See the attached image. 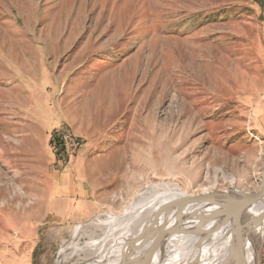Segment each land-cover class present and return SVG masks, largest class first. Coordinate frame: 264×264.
Returning a JSON list of instances; mask_svg holds the SVG:
<instances>
[{"label": "rangeland", "instance_id": "374dc122", "mask_svg": "<svg viewBox=\"0 0 264 264\" xmlns=\"http://www.w3.org/2000/svg\"><path fill=\"white\" fill-rule=\"evenodd\" d=\"M59 126L85 141L61 169ZM263 168L264 0H0V264H89L65 247L148 193L248 195ZM55 175L96 184L94 211H50ZM187 222L186 264L223 263L232 229Z\"/></svg>", "mask_w": 264, "mask_h": 264}, {"label": "bare ground", "instance_id": "6f19581e", "mask_svg": "<svg viewBox=\"0 0 264 264\" xmlns=\"http://www.w3.org/2000/svg\"><path fill=\"white\" fill-rule=\"evenodd\" d=\"M70 137L81 141L79 137H75L71 133ZM54 138H56V132L54 133ZM189 196L187 193L171 192L168 189L162 193H148L140 200L141 203H144L142 207L131 208L130 212L124 217L110 216L106 220L100 221L99 225L104 231L103 235L99 239L97 238L98 240L96 238L93 240L92 238L87 245L79 243L68 244L65 247V252L74 249L76 252L84 251L86 257H88L87 259L92 260L89 264H154L157 261L156 264H186V259L180 253H183L188 248L187 240L177 242L172 240H176L181 230L188 227H182L186 221L180 225L177 223L189 218L187 223L189 224L193 221V234L200 240L209 237L213 238L220 232L229 228L232 229L233 217L228 219L225 215H207V222H202L201 219L203 217L197 215L202 216L208 213L209 204L215 203V210H218L220 209V204L243 200L247 194L233 189L225 193H219L216 196H208V198H205L206 200L176 203V200L181 198L190 199ZM262 210V205L258 204L248 212L259 219L252 222L244 239L245 243L243 242L242 250L245 251L244 254L246 252L249 253L250 257L247 264H260L264 235ZM210 233H213L212 236H210ZM199 239L196 240L199 241ZM198 241H195L196 246ZM231 242L232 235L227 242L228 251ZM168 243L169 245L165 246ZM228 251L217 257L226 258ZM190 252L193 255V261L190 264H202L201 262L209 253L199 249H192ZM161 254L165 255L160 257L159 255Z\"/></svg>", "mask_w": 264, "mask_h": 264}, {"label": "water", "instance_id": "95a60500", "mask_svg": "<svg viewBox=\"0 0 264 264\" xmlns=\"http://www.w3.org/2000/svg\"><path fill=\"white\" fill-rule=\"evenodd\" d=\"M214 195V194H212ZM208 195L203 196H189L190 199H178L177 202L181 203H189L193 200H206L205 198H208ZM188 198V197H187ZM258 204H261L263 207L262 212V218H263V224H264V168L262 170V183L258 191L249 193L246 198L243 200L235 201L232 203H222L220 204V209L213 210L210 213H206L203 216L197 215L200 217H203L201 219L202 222H207L206 219L207 215H213V216H227L228 219L233 217V225H232V242L230 249L228 251V255L226 259L221 264H243V261L241 258V250L243 246L244 239L246 237L247 232L249 231L252 222L258 221L259 218H257L255 215L249 214L248 212L250 209H253ZM195 216V215H194ZM259 216V215H258ZM212 217V216H211ZM189 219V218H188ZM188 219H183L177 223L178 225L182 224V222L187 221ZM227 219V220H228ZM213 233H210V236H212Z\"/></svg>", "mask_w": 264, "mask_h": 264}, {"label": "crops", "instance_id": "0c3cea01", "mask_svg": "<svg viewBox=\"0 0 264 264\" xmlns=\"http://www.w3.org/2000/svg\"><path fill=\"white\" fill-rule=\"evenodd\" d=\"M79 158L78 163L82 162ZM111 172L118 175V170L112 167ZM92 172L90 179L94 178ZM71 175H66L65 178H59L57 175L53 178V182L47 185L48 195L51 197L49 201V210L56 213H63V216L74 217L78 215L88 216L91 214L96 206V202L91 198L90 191L94 190V186L90 184L91 188H85L79 181ZM61 215V214H60Z\"/></svg>", "mask_w": 264, "mask_h": 264}, {"label": "built area", "instance_id": "2783aa9c", "mask_svg": "<svg viewBox=\"0 0 264 264\" xmlns=\"http://www.w3.org/2000/svg\"><path fill=\"white\" fill-rule=\"evenodd\" d=\"M51 146L56 155L55 165L61 169L71 165L72 155L84 149L85 141L72 139L70 130L66 126H59L56 127V140L52 141Z\"/></svg>", "mask_w": 264, "mask_h": 264}]
</instances>
